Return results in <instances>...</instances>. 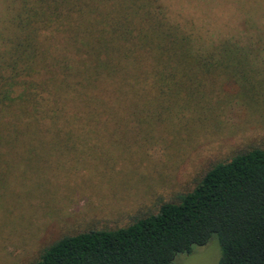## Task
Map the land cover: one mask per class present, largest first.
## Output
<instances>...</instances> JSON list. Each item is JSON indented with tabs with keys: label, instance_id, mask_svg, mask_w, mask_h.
<instances>
[{
	"label": "trees",
	"instance_id": "16d2710c",
	"mask_svg": "<svg viewBox=\"0 0 264 264\" xmlns=\"http://www.w3.org/2000/svg\"><path fill=\"white\" fill-rule=\"evenodd\" d=\"M182 5L0 0V238L29 232L16 219L54 170L105 145L108 160L123 145L174 147L234 105L264 111V20L205 38ZM212 239L218 264H264V147L212 164L126 225L63 235L30 264H174Z\"/></svg>",
	"mask_w": 264,
	"mask_h": 264
},
{
	"label": "rangeland",
	"instance_id": "374dc122",
	"mask_svg": "<svg viewBox=\"0 0 264 264\" xmlns=\"http://www.w3.org/2000/svg\"><path fill=\"white\" fill-rule=\"evenodd\" d=\"M182 3L184 15L205 38L251 34L253 25L264 20V0ZM240 11L251 18L247 25L240 20ZM234 106L221 125L183 133L177 146H164L158 140L145 143L147 148L123 145L112 148L108 160L110 146L105 145L106 150L92 153L70 173L54 170L16 219L29 232L9 230L0 238V264H30L43 247L63 235L126 225L190 190L212 164L252 146L264 147V111ZM219 258L218 242L212 239L189 255L177 256L174 264H218Z\"/></svg>",
	"mask_w": 264,
	"mask_h": 264
}]
</instances>
